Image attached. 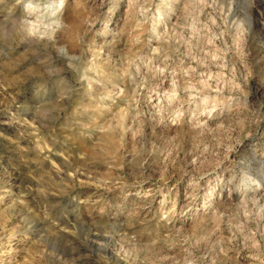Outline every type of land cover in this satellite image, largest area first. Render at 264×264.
<instances>
[{
    "label": "rangeland",
    "instance_id": "1",
    "mask_svg": "<svg viewBox=\"0 0 264 264\" xmlns=\"http://www.w3.org/2000/svg\"><path fill=\"white\" fill-rule=\"evenodd\" d=\"M0 264H264V0H0Z\"/></svg>",
    "mask_w": 264,
    "mask_h": 264
},
{
    "label": "bare ground",
    "instance_id": "2",
    "mask_svg": "<svg viewBox=\"0 0 264 264\" xmlns=\"http://www.w3.org/2000/svg\"><path fill=\"white\" fill-rule=\"evenodd\" d=\"M155 99V98H154ZM159 100V99H158Z\"/></svg>",
    "mask_w": 264,
    "mask_h": 264
}]
</instances>
